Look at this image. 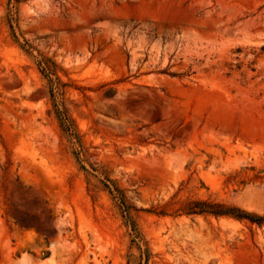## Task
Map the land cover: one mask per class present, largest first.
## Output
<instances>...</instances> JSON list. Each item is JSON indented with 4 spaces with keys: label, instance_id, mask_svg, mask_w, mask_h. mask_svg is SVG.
<instances>
[{
    "label": "rangeland",
    "instance_id": "rangeland-1",
    "mask_svg": "<svg viewBox=\"0 0 264 264\" xmlns=\"http://www.w3.org/2000/svg\"><path fill=\"white\" fill-rule=\"evenodd\" d=\"M262 47L264 0H0V264H264L182 211L264 216Z\"/></svg>",
    "mask_w": 264,
    "mask_h": 264
},
{
    "label": "trees",
    "instance_id": "trees-1",
    "mask_svg": "<svg viewBox=\"0 0 264 264\" xmlns=\"http://www.w3.org/2000/svg\"><path fill=\"white\" fill-rule=\"evenodd\" d=\"M264 50V47H262ZM42 66L43 72L50 73L48 65L45 61L39 63ZM64 122V119H61ZM67 131L71 130L70 125L65 124ZM185 215H211L216 218L227 217L237 221H247L251 224L262 226L264 224V216H259L254 213H249L235 206H226L218 203H208L203 201L191 202L183 210Z\"/></svg>",
    "mask_w": 264,
    "mask_h": 264
}]
</instances>
